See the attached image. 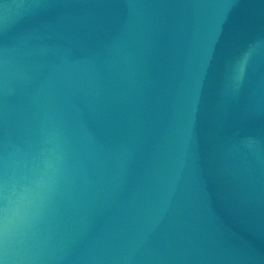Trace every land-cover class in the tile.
<instances>
[{
  "label": "water",
  "instance_id": "water-1",
  "mask_svg": "<svg viewBox=\"0 0 264 264\" xmlns=\"http://www.w3.org/2000/svg\"><path fill=\"white\" fill-rule=\"evenodd\" d=\"M0 264H264V0H0Z\"/></svg>",
  "mask_w": 264,
  "mask_h": 264
}]
</instances>
